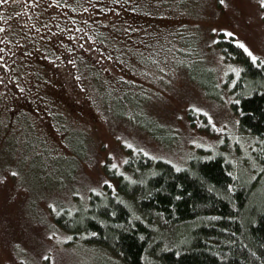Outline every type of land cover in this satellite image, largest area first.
Masks as SVG:
<instances>
[{
    "label": "rangeland",
    "instance_id": "374dc122",
    "mask_svg": "<svg viewBox=\"0 0 264 264\" xmlns=\"http://www.w3.org/2000/svg\"><path fill=\"white\" fill-rule=\"evenodd\" d=\"M175 1L0 3V264H118L55 221L60 212L87 205L89 191L104 182L117 190L118 179L104 171L108 158L121 168L140 151L180 166L187 156L235 144L248 150L230 109L241 63L217 39L220 32L233 36L264 62V4L185 0L180 9ZM186 31L208 59L187 62L182 48L189 46L178 39ZM80 53L88 58L83 68ZM204 71L215 72L214 86L204 84ZM96 76L116 86L122 79L142 83L137 99L130 94L138 105L123 95L113 101L107 88L102 99ZM202 114L212 128L201 124ZM156 118L174 132H163ZM147 124L160 132H148ZM81 142L88 154L79 158L74 151Z\"/></svg>",
    "mask_w": 264,
    "mask_h": 264
},
{
    "label": "trees",
    "instance_id": "16d2710c",
    "mask_svg": "<svg viewBox=\"0 0 264 264\" xmlns=\"http://www.w3.org/2000/svg\"><path fill=\"white\" fill-rule=\"evenodd\" d=\"M175 3L183 9L180 4L185 0ZM186 32L185 38L178 33V39L189 46L182 48L187 62L208 59L190 44L194 34ZM98 36L104 43L109 41L104 31ZM217 44L226 56L241 63L240 75L231 87L230 109L242 136L250 142L248 150L242 152L235 144L230 151L187 156L180 166L140 151L129 154L121 168L108 158L110 164L103 165L104 171L118 179L117 190L104 182L100 190L89 191L87 205L66 209L55 217L62 228L101 247L103 257L113 255L118 264H264V62L254 61L224 32ZM77 61L80 68L89 65L85 54L80 53ZM204 72V84L214 86L215 72ZM232 79L230 75L227 84ZM103 81L96 76L102 99L107 88L113 101L120 102L123 95L135 107L138 103L130 94L137 99L138 92H144L142 83L122 79L116 86ZM53 115L60 118L58 112ZM202 117L201 124L212 128L207 115ZM156 120L163 132H174ZM147 129L160 132L150 125ZM74 130L69 129L70 135ZM80 147L73 150L74 155L84 157L86 143L81 142ZM72 163L79 167L78 160L73 158ZM164 233L173 239L166 240Z\"/></svg>",
    "mask_w": 264,
    "mask_h": 264
},
{
    "label": "snow or ice",
    "instance_id": "6c2138e0",
    "mask_svg": "<svg viewBox=\"0 0 264 264\" xmlns=\"http://www.w3.org/2000/svg\"><path fill=\"white\" fill-rule=\"evenodd\" d=\"M2 2H3V0H0V3H2ZM220 2L223 4L224 3V0H220ZM260 3L261 4H264V0H260ZM213 31H216V29H213ZM221 31H225L226 32L227 29H222ZM237 43L240 44V46L243 47L246 52H248L249 56H251V58L254 61L256 60V56L252 54L251 50L248 49L247 46L244 45L242 41H237ZM93 190L95 191V189H93Z\"/></svg>",
    "mask_w": 264,
    "mask_h": 264
}]
</instances>
